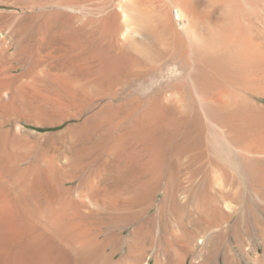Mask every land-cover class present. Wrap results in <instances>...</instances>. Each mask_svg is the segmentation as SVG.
Segmentation results:
<instances>
[{
  "label": "bare ground",
  "instance_id": "6f19581e",
  "mask_svg": "<svg viewBox=\"0 0 264 264\" xmlns=\"http://www.w3.org/2000/svg\"><path fill=\"white\" fill-rule=\"evenodd\" d=\"M0 264H264V0H0Z\"/></svg>",
  "mask_w": 264,
  "mask_h": 264
},
{
  "label": "rangeland",
  "instance_id": "374dc122",
  "mask_svg": "<svg viewBox=\"0 0 264 264\" xmlns=\"http://www.w3.org/2000/svg\"><path fill=\"white\" fill-rule=\"evenodd\" d=\"M24 1H28L29 0H24ZM32 1V3H36V4H39V5H45V6H51L52 3L54 2V0H30V2ZM155 84V82H145L143 85H142V91H145V89H147L148 87H151ZM130 91L134 92L133 90H130V88H126L125 90V93H130Z\"/></svg>",
  "mask_w": 264,
  "mask_h": 264
}]
</instances>
